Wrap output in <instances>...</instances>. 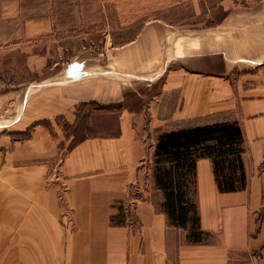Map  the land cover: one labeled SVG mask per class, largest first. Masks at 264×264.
<instances>
[{"label":"crops","instance_id":"0c3cea01","mask_svg":"<svg viewBox=\"0 0 264 264\" xmlns=\"http://www.w3.org/2000/svg\"><path fill=\"white\" fill-rule=\"evenodd\" d=\"M257 5L264 9V2ZM21 9V0H0V23L13 26ZM24 26L28 41L50 33L41 19L25 18ZM28 50V66L42 69L48 55ZM85 52L24 89L17 110L0 114V129L21 120L10 130L26 128L37 93L41 118L53 122L62 114L74 122L85 110L103 122L115 119V131L87 135L64 150L62 136L43 124L23 140L6 141L0 184L7 200L21 192L34 208L15 216L18 226L6 215L0 233L27 236L20 237V255L7 254L0 264H264V12L199 30L157 19L123 44ZM12 97L0 94V105ZM212 120L239 123L246 186L220 192L211 162L198 159L200 224L217 239L189 243L160 207L152 152L159 131ZM10 166L27 173L19 180Z\"/></svg>","mask_w":264,"mask_h":264},{"label":"rangeland","instance_id":"374dc122","mask_svg":"<svg viewBox=\"0 0 264 264\" xmlns=\"http://www.w3.org/2000/svg\"><path fill=\"white\" fill-rule=\"evenodd\" d=\"M262 2L264 0H21V13L14 25L0 23V94H13L12 98L0 105V114L16 111L24 89L31 83H38L58 73L74 56H84L86 50L100 51L105 42H109L110 46L123 44L143 28L146 22L159 19L185 28L205 29L221 23L229 16L242 17L263 13L264 9L257 5ZM28 17L47 21L50 33L43 37L38 35L28 41L24 26V19ZM27 49L30 54L41 55V51H44L48 55L42 69L36 62L34 66H28ZM34 95L31 105L29 103L27 107L32 120L26 128L10 130L23 125L21 120L18 124L0 129L2 162L9 157H5L4 151L7 140L25 139L13 133L28 132L29 136L31 129L37 124L45 125L54 136H62L59 143L62 150L87 135L115 131V119L103 122L96 115L92 116L81 110L83 106H79L81 111L77 121L67 122L60 114L50 122L48 118H41V104L35 102L37 93ZM9 168L8 172L14 171V176L19 180L27 173L21 167ZM6 172L5 166L0 167V179L4 183ZM18 193V196H10L7 200L5 185L0 184V231L7 229V214L14 216V220L11 217L10 224L15 221L18 226L21 223L15 216L34 208L27 195ZM8 201L11 205L9 208ZM17 204L22 207H16ZM23 236L27 234L0 233V262L7 254L14 258L20 255V237ZM206 238V243H212L217 239V233H210ZM5 241L9 244L6 245Z\"/></svg>","mask_w":264,"mask_h":264},{"label":"trees","instance_id":"16d2710c","mask_svg":"<svg viewBox=\"0 0 264 264\" xmlns=\"http://www.w3.org/2000/svg\"><path fill=\"white\" fill-rule=\"evenodd\" d=\"M22 138L28 132L13 133ZM75 144V143H74ZM243 132L235 120H212L161 130L152 152V179L160 190V207L168 223L186 230L189 243H206L210 232L201 228L196 199V162H211L220 192L245 188Z\"/></svg>","mask_w":264,"mask_h":264},{"label":"built area","instance_id":"2783aa9c","mask_svg":"<svg viewBox=\"0 0 264 264\" xmlns=\"http://www.w3.org/2000/svg\"><path fill=\"white\" fill-rule=\"evenodd\" d=\"M131 199L134 202H137V201H139L141 199V195L139 194L138 191H136V189L132 190Z\"/></svg>","mask_w":264,"mask_h":264}]
</instances>
